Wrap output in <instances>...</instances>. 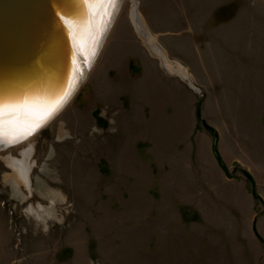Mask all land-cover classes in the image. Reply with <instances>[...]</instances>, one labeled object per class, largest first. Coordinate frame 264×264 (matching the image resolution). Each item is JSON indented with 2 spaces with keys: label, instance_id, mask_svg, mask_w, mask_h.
Here are the masks:
<instances>
[{
  "label": "rangeland",
  "instance_id": "rangeland-1",
  "mask_svg": "<svg viewBox=\"0 0 264 264\" xmlns=\"http://www.w3.org/2000/svg\"><path fill=\"white\" fill-rule=\"evenodd\" d=\"M95 51L0 149V264H264V0H121Z\"/></svg>",
  "mask_w": 264,
  "mask_h": 264
},
{
  "label": "water",
  "instance_id": "water-1",
  "mask_svg": "<svg viewBox=\"0 0 264 264\" xmlns=\"http://www.w3.org/2000/svg\"><path fill=\"white\" fill-rule=\"evenodd\" d=\"M76 1L0 0V97L27 86H47L46 83L51 82L54 77L61 81L64 79V71H68L66 79L62 83L64 84V92L60 93V97L52 108L42 114L34 123L26 122L27 124L24 123L20 128L8 129L11 130L8 138L10 146L15 144L13 140L28 138L43 127L73 90L74 73L78 63L73 40L71 39L70 43L66 37H73L71 28L77 21L76 11L74 12ZM89 5L87 3L86 8L84 5V10L85 14L88 15V22H93L94 13L99 11L103 3H97L96 7ZM67 34L68 36H66ZM92 40H90V46L95 47L96 40L95 42ZM181 78L191 89L198 90L188 76ZM201 104L202 98L199 97L195 106V116L203 127L212 134L213 153L219 160L220 156L215 145L217 133L203 119ZM15 112H1V124L5 126L10 119L16 122Z\"/></svg>",
  "mask_w": 264,
  "mask_h": 264
},
{
  "label": "bare ground",
  "instance_id": "bare-ground-1",
  "mask_svg": "<svg viewBox=\"0 0 264 264\" xmlns=\"http://www.w3.org/2000/svg\"><path fill=\"white\" fill-rule=\"evenodd\" d=\"M81 2L82 5H85V8L87 3H89V6L91 7L97 6V3L90 2V0H77L74 3V12L76 11L75 16L77 21L72 25L71 28L73 37L70 38L68 34L66 35L68 36L66 38L69 40L70 43L71 39L73 40V43L75 45L74 52L78 63V65L76 64L78 67L76 66L74 73V87H76V85L82 79L83 75L85 74L86 70L89 68L92 60L94 59V56L97 52L95 50L99 48L102 40L107 34V31L111 25L113 18L115 17L116 11L119 7L121 0H115L114 3H103L99 11L95 12L96 15L94 13V20H92L93 22H88V15L85 14L84 5L80 6ZM57 5H60V3H57ZM131 17L135 29L137 30L138 34L143 38L144 43H147V46L154 45L155 49H153L156 52L160 51V48L153 42V36L148 33L146 27L139 18L135 7H133L132 9ZM91 39H93L94 42L96 40V44L98 46H96L95 49L93 46H90ZM167 62L169 64L170 70L182 73L184 72V69L179 64L173 63V61L171 62L169 60H167ZM64 72V79H62L61 81L59 78L58 80L57 77H54L51 82L46 83L48 84L47 86H27L26 88H20L17 91L15 90L12 92H8L0 97V113L3 111H16L15 117L17 119L16 122L10 119V121L12 122L9 123L10 121H8L5 126L4 124L0 123V149H4L10 146L8 138L10 136L11 130L8 129H17V127L20 128V126H22L26 122L34 123L37 119L42 116V114L52 108L54 103L57 102L60 95L64 92V84L62 83L66 79L65 77L68 71L65 70ZM25 139H15L13 140V143L17 144ZM9 165L12 167L11 175L17 182H23L24 180L26 181V172L28 170L26 168L27 165H25L24 162H22L21 160L10 158Z\"/></svg>",
  "mask_w": 264,
  "mask_h": 264
},
{
  "label": "snow or ice",
  "instance_id": "snow-or-ice-1",
  "mask_svg": "<svg viewBox=\"0 0 264 264\" xmlns=\"http://www.w3.org/2000/svg\"><path fill=\"white\" fill-rule=\"evenodd\" d=\"M90 2H95V3H114L115 0H90ZM54 110V108H53ZM2 123V121H0Z\"/></svg>",
  "mask_w": 264,
  "mask_h": 264
},
{
  "label": "trees",
  "instance_id": "trees-1",
  "mask_svg": "<svg viewBox=\"0 0 264 264\" xmlns=\"http://www.w3.org/2000/svg\"><path fill=\"white\" fill-rule=\"evenodd\" d=\"M219 165L225 170V166L224 163L222 162L221 159L218 160Z\"/></svg>",
  "mask_w": 264,
  "mask_h": 264
},
{
  "label": "crops",
  "instance_id": "crops-1",
  "mask_svg": "<svg viewBox=\"0 0 264 264\" xmlns=\"http://www.w3.org/2000/svg\"><path fill=\"white\" fill-rule=\"evenodd\" d=\"M193 51H194V53L197 55V56H199V53H198V48L195 46L194 48H193Z\"/></svg>",
  "mask_w": 264,
  "mask_h": 264
}]
</instances>
